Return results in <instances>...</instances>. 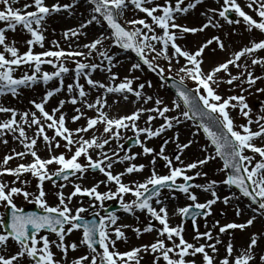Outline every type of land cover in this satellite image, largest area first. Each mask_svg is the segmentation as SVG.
I'll return each instance as SVG.
<instances>
[{"label": "snow or ice", "instance_id": "obj_1", "mask_svg": "<svg viewBox=\"0 0 264 264\" xmlns=\"http://www.w3.org/2000/svg\"><path fill=\"white\" fill-rule=\"evenodd\" d=\"M214 2L215 7L199 12L203 18L199 25L190 27L178 21L186 19L205 0H83L88 15L81 14L78 25L62 33V39L70 42L68 49L53 40L54 50L37 53L36 46L44 49L48 18L60 13L74 15L81 0L64 4L59 0L52 4L27 0L22 6H18L20 0H0V96L19 98L21 89L54 82V86L46 87L39 101H28L31 107L27 110L0 105V114L5 117L0 118V145L7 147L10 138L21 149L12 147L0 158V205L10 210L6 224L0 222V229H5L0 232V264H143L145 256L150 257L149 264H264V250L257 252L262 248L264 231L251 233L241 248H236L231 239L226 244L221 240V236L231 235L229 230L243 232L258 218L264 220V101L255 112L247 100V96L264 95V87H256L258 81L264 82V74L254 73L255 66L264 69V56L258 55L264 52V0ZM126 12L132 13L131 18ZM92 25L101 29L99 35L79 43L80 37L87 38L86 30ZM225 25L231 26L232 35L242 29L250 35L258 33L261 38L253 37L222 62L205 68V51L224 52V40L220 35L206 36L190 49L188 36L206 34L209 29L219 31ZM17 29L30 37L24 41L26 51L22 53L17 41H10L7 35ZM113 47L136 58L134 62L129 59L128 74L123 78L113 71L122 63ZM42 65H50L52 71H44ZM145 70L156 73L161 80L171 79L175 98L170 105L146 91L153 87L150 80L142 81L141 76L134 75ZM97 71L105 74L103 79H93ZM66 79L70 82L65 83ZM186 81L194 86L189 87ZM225 86L230 94H222ZM61 94H66L65 98L58 99L48 110L50 100ZM110 94L115 97L111 103ZM121 101L131 103L133 109L124 115H110ZM66 105L73 106L71 123H84L68 127L69 117L63 111ZM188 121L196 122L197 131L181 143L179 132L173 130ZM170 131L173 135L162 139L158 150L149 146L150 141ZM200 132L206 140L200 148L204 156L185 163L182 156L196 143ZM128 139L139 151L124 150L121 142ZM169 143L175 145L172 157L166 154ZM41 144L48 152L47 158L39 155ZM61 148L65 151L56 154L54 150ZM26 157L31 160L10 166L11 161H24ZM141 157L150 159L147 164L135 163ZM217 158L222 161L217 171L224 173L223 180L190 183L197 177H207L202 169ZM158 160L164 162L167 174L156 171ZM50 165L57 166L55 171L49 170ZM118 165L124 167L113 171ZM149 167L142 181L125 182V177L143 173ZM89 170L105 179L90 187L75 182L85 179ZM28 175L36 181L35 192L27 190L31 182ZM54 177L64 182L58 183ZM45 181L57 189L52 193L54 205L48 203ZM67 184L72 185V191L65 195ZM218 184L234 191L221 197ZM101 185L107 190L99 191ZM162 189H168L172 199L180 193L190 202L174 209L173 215L181 218L176 226L169 222ZM194 190L208 193L210 198L200 202ZM128 195L131 200H125ZM78 196L89 197V208L101 210L105 201L118 200L124 213H143L146 223L142 228L123 224L116 214L102 215L100 211L93 213L98 219L86 220L82 214L88 208L71 207ZM17 198L35 204L43 214L24 212L16 204ZM242 199L248 202L243 210L239 206ZM218 201L224 205L236 201V216H241L242 211H250L251 215L243 223L221 224L215 220L209 226L207 218ZM188 217L194 233L191 242L184 236L183 220ZM198 217L204 219L203 232L199 230ZM136 218L139 221V216ZM125 229H130L137 239L143 234L155 236L150 243L120 251L117 242L128 243ZM76 231L80 232L79 243H67L66 237ZM53 234L55 238H50ZM221 244L223 255L218 247ZM81 246L85 251L69 259V250L75 253Z\"/></svg>", "mask_w": 264, "mask_h": 264}, {"label": "rangeland", "instance_id": "obj_2", "mask_svg": "<svg viewBox=\"0 0 264 264\" xmlns=\"http://www.w3.org/2000/svg\"><path fill=\"white\" fill-rule=\"evenodd\" d=\"M27 2V0H20V4L18 6H22L23 3ZM56 2V0H46V3L47 4H52ZM72 0H59V3L61 4H64V3H71ZM240 2L243 4V0H240ZM206 7H215V2L214 0H205V3L200 6L195 12L193 13H190L188 14L187 18L186 19H181L178 21V23H182V24H187L188 26H198L199 23L202 21L203 18L199 17V12L200 11H204ZM247 11V9H245ZM84 17H86L88 15V10H87V6L83 4V0H81V4H80V7H78V10L75 11V14L72 15V17L69 18L68 21H66V25L68 26V28H74L78 25V23L80 22V20L82 19V15ZM125 15L128 17V18H131L132 16V13H128L126 12ZM66 27V26H65ZM67 28V29H68ZM66 29L62 28V27H59V28H56V27H50V28H47V31L45 32V36H46V40H45V44H44V49H41L40 48V51L42 50H46V49H52L54 50V46L51 44V41L53 40H56L60 47L62 49H65L67 50L68 47H69V41H65L64 39H62V33L63 31H65ZM87 30H90V31H93L92 34H89L88 33V37L84 40V43H87L89 42L91 39L95 38L96 36L99 35V32L101 31V29H99L97 26L95 25H92V26H89V28ZM86 30V31H87ZM224 33H228L229 35L227 37L224 36ZM18 34V37H20V39L23 38V35H21V31H19L17 29L16 33H12V32H8L7 35L9 37V40H15L16 41V36ZM211 35H220L221 38L224 40V43L226 45V50L224 52H221L219 50H217L215 53H212L210 49L206 50L205 53H204V59H205V68H207L210 64H213L215 62H222L224 59H226L229 54L232 52V51H235V50H239L241 47L245 46L248 44L249 40H251L253 37H255L256 39H259L261 38L259 36L258 33H253V34H249L247 32H244L242 29H237V34L235 35H232L231 34V26H228V25H225L223 29L221 30H215V29H209L208 32L206 34H197L196 36H192V35H189L188 36V46L190 49H194V47L196 45H198V43L202 42L206 36H211ZM27 37H29L27 35ZM20 42V41H19ZM72 43V47L75 48L76 47V42L73 40ZM180 43H184L183 41H181ZM105 46H108L107 45V42H105ZM17 47L19 48V51L22 53L24 51H26V47L17 43ZM112 51L114 53H116L118 55V58L122 61L121 64H119L116 68L113 69L114 72H116L120 78H123V76L127 75V69L129 67V59H131V61H135L136 58H135V55L134 54H128V53H122L119 49H116V48H112ZM258 55L260 56H264V52H260L258 53ZM91 62V61H90ZM98 62V61H96ZM183 62V61H181ZM106 63V62H105ZM162 64H165V62L161 61ZM250 63V61H249ZM71 66V65H69ZM42 69L43 70H46V71H52L51 69V66L50 65H42ZM264 69H262L260 66H255L254 67V73L255 75H260L262 73ZM232 72L233 74L236 73V69H232ZM21 73L18 71L16 73L17 76H19ZM263 74H264V71H263ZM134 75H139L141 76V80H150L152 82V85L153 87L151 89H146V91L150 94H153L154 96H159L161 98L164 99V102L169 104L170 105V102L172 99H174L175 97L172 96L169 92V90L167 89V87L165 86V82H163V80L160 79L159 76L156 75V73H152V72H147V70H145L144 72H136L134 73ZM166 76H168V74L166 73ZM116 82H119V81H116ZM186 83L190 86V87H193L194 85L192 84V82L190 81H186ZM256 87H264V82H257V85ZM42 91L40 93V95H43L46 87L42 86ZM22 92V91H21ZM222 94L224 95H227V94H230L227 92L226 90V86L224 88V90L222 91ZM236 94H239L238 92ZM9 96H4L5 98H9V102H6L4 101V103L6 104V106H10V107H13V108H16L17 110L19 111H24V110H27L31 107V105H29L28 103V98L23 100L21 99L20 101H16V98H12L10 94H8ZM245 95L247 96V93H245ZM42 97V96H40ZM247 100H248V103L251 107H253V110L255 112H258L259 111V108H260V102L261 101H264V95H252V96H247ZM67 106H70L71 109L73 108V106L71 105H67ZM65 112V111H64ZM66 113V112H65ZM68 114V113H67ZM74 114L73 110H71L70 112V115H68L69 117V122H68V127L70 128H74V127H78L80 126V124L84 123L83 120H81L78 124H72L71 121H70V117ZM174 113H170V115H172ZM89 115H92L91 112H89ZM160 123V121H157L156 124ZM236 123H242L241 120H237ZM173 131H178L179 132V141L181 143H184L186 142L188 139H191V132L193 131H197V129L194 127V123L193 122H185L184 124L178 126L176 129H174ZM173 131H170V132H167L164 134V136L161 138V139H153L152 141L149 142V146L150 147H154L158 150L159 148V145H160V141L162 139H164L165 137L168 138L170 136L173 135ZM49 135H51L52 133L49 132L48 133ZM127 136L128 137H131L132 136V133L131 132H128L127 133ZM196 140V143H194L192 146L189 147V149L186 150V152L184 153V155L182 156V159L184 160L185 163H189V162H192L193 160H196V159H200V158H203L204 156V153L200 151V148L206 143V141L203 139V137L201 136V133H199L197 135V137L195 138ZM126 142V140L122 141L121 143L124 144ZM12 141L11 139L9 138V145L7 147L3 146V145H0V158L3 157V155L7 154L9 149L12 148V147H16L17 150H20V146L17 144H11ZM113 147H115V145H113ZM39 148H40V151H39V155L43 158H47L48 156V152L43 149V145H39ZM124 150L127 151V150H131L132 152H136V151H139L138 148L134 147V146H131L129 148H127L126 146H124ZM56 152V154H58V152H63L65 151L63 148L59 149V150H54ZM174 152H175V145L172 144V143H169L167 146H166V154H168L170 157H172L174 155ZM47 153V154H46ZM148 159L150 158H138L137 161H135V163H144V164H147L148 163ZM31 160V157H26L25 158V162L26 161H29ZM83 162V161H81ZM159 161H157V164L155 166L156 168V171L158 172V174L160 175H164V174H167V169L164 167V162H162V164L160 165L158 163ZM13 161L10 162V166H13ZM57 166L55 165H50L49 166V170L50 171H55ZM124 167V165H118L116 166L113 171H120V169L122 170V168ZM220 167H222V164L220 163L219 159L217 158L216 160H213V161H210L207 165L204 166V168L202 169L204 172L207 173V177H197L194 182L197 183V184H205L207 182V180H216L217 182L223 180L224 178V173H221L219 171H217V169H219ZM150 167L149 168H146L145 172L143 173H140V174H134L133 176L131 177H125V182L127 183L129 180H132V179H135V180H140L142 181L150 172ZM188 174H192V173H188ZM27 179H29L31 182L27 185V190L28 191H32V192H35V179L32 178L30 175L26 176ZM4 179H7V180H11L12 178L11 177H4ZM73 179L72 177H70V180ZM87 180V183H82L80 182V180H76L75 182L76 183H81V185L83 187H90L92 186V184L96 183L97 181H100V180H104L105 178L98 172H94L92 170H89L87 173H86V178ZM64 181L62 180H58V183H63ZM103 185L100 186L99 188V191H106L105 189L102 188ZM226 188L225 186L221 185V184H218V187H217V192H218V195L222 196L223 194H228L226 193ZM44 189L45 191L48 193V196H47V200H48V203L50 205H54L56 203V200H55V197L54 195H52V193H54L55 191H57V189H55L51 183L45 181L44 183ZM114 190V189H113ZM65 195H67L68 193H70L72 191V185L71 184H67L66 187L63 189ZM167 190H162V192L166 193ZM199 200L202 201V198L205 197L204 195H199ZM184 197V196H183ZM127 198H130V196H126L125 197V200ZM209 198H210V194H209ZM132 199V197H131ZM174 200V199H172ZM182 200H185L186 201V198H182ZM110 201H113V200H110ZM116 201V200H114ZM184 201V202H185ZM16 204L19 206V207H23V206H27L31 203H28L26 201H24L22 198H17L16 199ZM116 202H119L118 200ZM89 203H90V200L86 199V198H82L81 196H78V197H74L73 198V202L72 204H75L76 207L77 206H83L85 208H88L89 207ZM108 204L104 203V208L101 210L99 209L98 207L97 208H89L88 211L86 213H83L82 215L84 217H88L92 212H95V211H100L101 214H106L104 209L106 208ZM184 204H179L177 203V205H175L177 207H180ZM4 208L3 205H0V222H2V218L4 217ZM75 208V207H74ZM228 210V206L227 205H224L222 203V201H219L217 202L215 205H213L212 207V216L211 217H208V221H209V226L211 225V222L215 221V220H219L221 224H224V223H228V222H240L241 220L243 219H246L247 218V215H248V212L247 214H242L244 215L243 218H240L238 216H236L235 214V206L234 205H231V207L229 208V211H230V216L229 217H225V216H219V213L220 211H223V210ZM241 209L243 210L244 208L241 207ZM243 213V211H242ZM142 215H144L143 213H136V215H128L126 216L127 218V221H128V224L132 225V226H135V227H143L144 224L146 223V219H141V218H144L142 217ZM137 216H139V221H137ZM176 221H178L179 223H181V219H179V217L177 216ZM258 220H260L263 224H264V220H261L258 218ZM183 226H184V234L186 235V238L191 241L192 240V236H193V231L189 230L187 228V224L186 223H183ZM199 230L201 232H203L205 230L204 228V219H201V222L199 223ZM247 230V231H246ZM4 231L3 229H0V232ZM250 232V233H253V232H260V228L258 227V225L254 224V226L252 227H249L248 229H245L243 232H240L239 231H235L234 234L232 235H228V234H225L223 236H221V240L224 242H228L230 239L232 240L233 244L235 245L236 248H241V247H244L246 246L248 240H247V236L248 234L246 235H243L244 232ZM77 233H79L80 235V232L79 231H76ZM125 233L128 237V243L125 244L123 242H117V248L120 250V251H124V250H128L130 247H133V246H137V245H140V244H146V243H150L153 241V238L152 236L154 237L155 236V233H149V234H143L142 237L140 239H137L135 237V235L131 232L130 229H125ZM42 234H46V233H42ZM214 235L216 234L215 232L213 233ZM50 238H55L54 237V234L50 237ZM223 245V244H222ZM261 245H264L263 242H261ZM82 248V249H81ZM81 248H78V250L73 253L71 250H69V259L70 258H74L76 256H79L80 254H82L84 251H85V248L81 246ZM261 249V248H260ZM259 250V249H257ZM53 251L57 253V257L59 258V252L58 250L53 247ZM149 261H150V257L148 256H145L144 257V262L143 264H149Z\"/></svg>", "mask_w": 264, "mask_h": 264}, {"label": "bare ground", "instance_id": "obj_3", "mask_svg": "<svg viewBox=\"0 0 264 264\" xmlns=\"http://www.w3.org/2000/svg\"><path fill=\"white\" fill-rule=\"evenodd\" d=\"M76 10H78V8L76 9ZM70 17H72V16H69L67 13H60V14H54L53 16H50L49 18H48V20H47V28H50V27H56V28H59V27H62V28H64V29H67L68 28V26L66 25V21H68L69 20V18ZM66 26V27H65ZM19 31H21L20 29H18ZM94 31V30H93ZM93 31H90V30H87V34L89 33V34H92L93 33ZM21 35H23V38L22 39H20V37H18V34H17V36L15 37L16 38V41H17V43H19V44H21V45H23V46H25L26 47V45L24 44V41L26 40V39H28V38H30V37H27V34L26 33H24V32H22L21 31ZM92 35H94V34H92ZM88 37V36H87ZM86 38L85 37H80V39H79V43H84V40H85ZM20 41V42H19ZM34 51L35 52H40V47L39 46H36L35 48H34ZM121 59V58H120ZM44 71H46V70H44ZM264 71V70H263ZM263 71H262V73L260 74V75H262L263 74ZM104 73H101V72H99V71H97V72H95L94 74H93V79H103L104 78ZM68 82H70L68 79H66L65 80V83H68ZM81 82H83V81H81ZM42 86H44V87H52V86H54V82H49V85L48 86H45V85H43L42 83L41 84H38V85H35L32 89H27V88H25V89H21L20 91H22L21 92V95H20V97L19 98H16V101L18 102V101H20L21 99H23V100H25V99H27L28 101L29 100H37V101H39V99L41 98L40 96H42V95H40V93H41V91H42ZM65 95L66 94H61V95H59V96H57V97H55V98H52L51 100H50V102H49V104L46 106V108L48 109V110H50L53 106H55L56 105V103H57V100L58 99H62V98H65ZM96 95V93H93L92 94V96L94 97ZM6 96H9V95H6ZM113 98H115V97H113L111 94L108 96V100H109V103H111V101H112V99ZM132 98L130 97V100H131ZM4 101H5V103L6 102H9V98H5L4 96H0V105H3V106H6V104L4 103ZM133 105L131 104V103H126V102H123V101H121V103L118 105V106H115V107H113V109L111 110V112H110V115H112V116H117V115H124V114H127L128 112H130L132 109H133ZM71 107L70 106H65L64 107V109H63V111H65L66 113H68L67 115H70V112H71ZM0 118H5L4 117V115L3 114H0ZM12 145L14 144V142H12L11 143ZM15 145H17V144H15ZM21 150V149H20ZM40 154V153H39ZM47 154V153H46ZM30 161V160H29ZM29 161H26V162H29ZM18 162H25V161H17V160H13V167L18 163ZM80 182H82V183H87V180L86 179H83V180H80ZM81 184V183H80ZM104 187V186H103ZM181 198H183V196L182 195H177L176 196V199H174V200H166V205H167V208H168V211H169V220H170V217H172V218H174L175 217V215H173V211H174V209H175V205H177V203H179L180 202V199ZM180 204V203H179ZM71 207H76V205L75 204H72L71 205ZM117 216H119L121 219H120V223H123V224H128V221H127V218H126V216H123L124 214L123 213H120L119 215L118 214H116ZM251 215V214H250ZM249 215V216H250ZM249 216H247V218L249 217ZM246 219H243L242 221L244 222ZM130 222V221H129ZM256 224L258 225V227L260 228V231H264V224L260 221V220H256ZM176 225H178L177 223H176V221H175V224L173 225V226H176ZM79 238H80V235H79V233H77V232H74V233H72V234H70L68 237H66V242L67 243H72V242H76V243H79ZM201 243H204V241L203 240H201L200 241ZM261 242H263L264 243V240H262ZM11 241H9V244L11 245ZM83 247V246H82ZM81 248V247H80ZM82 249V248H81ZM262 250H264V245H262V248L261 249H259V250H257V252H260V251H262ZM221 251V254L223 255V250H220ZM70 259H72V258H70Z\"/></svg>", "mask_w": 264, "mask_h": 264}, {"label": "water", "instance_id": "obj_4", "mask_svg": "<svg viewBox=\"0 0 264 264\" xmlns=\"http://www.w3.org/2000/svg\"><path fill=\"white\" fill-rule=\"evenodd\" d=\"M24 212H29V209L28 210H23ZM9 215H10V210L8 211ZM36 213V212H35Z\"/></svg>", "mask_w": 264, "mask_h": 264}]
</instances>
